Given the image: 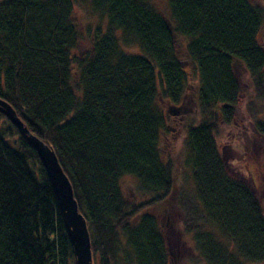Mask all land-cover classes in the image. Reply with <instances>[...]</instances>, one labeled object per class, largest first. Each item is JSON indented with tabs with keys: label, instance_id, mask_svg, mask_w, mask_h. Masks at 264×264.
<instances>
[{
	"label": "trees",
	"instance_id": "1",
	"mask_svg": "<svg viewBox=\"0 0 264 264\" xmlns=\"http://www.w3.org/2000/svg\"><path fill=\"white\" fill-rule=\"evenodd\" d=\"M91 3L107 15L106 28L97 29L92 53L76 58L74 0H0V99L54 150L87 221L93 264H171L159 222L142 211L173 189L174 162L160 144L171 111L189 97L198 118L183 127L189 177L177 209L191 264L264 263V210L251 185L229 173L216 140L247 90L264 100V7L168 0L166 18L151 0ZM177 34L188 39L193 73ZM239 67L248 74L243 85ZM0 117V264H76L36 149ZM251 119L264 137V121ZM126 176L148 194L145 202L125 198Z\"/></svg>",
	"mask_w": 264,
	"mask_h": 264
},
{
	"label": "rangeland",
	"instance_id": "2",
	"mask_svg": "<svg viewBox=\"0 0 264 264\" xmlns=\"http://www.w3.org/2000/svg\"><path fill=\"white\" fill-rule=\"evenodd\" d=\"M264 7V0H256ZM158 11L166 18H170L168 0H151ZM71 20L75 25L79 41L72 54L76 58H84L92 53L93 42L97 29L104 31L107 24V15L104 12H96L91 0H74V8ZM120 32L117 33L119 35ZM177 49L181 54L186 70L193 73V65L186 58V43L188 39L179 34L176 35ZM259 42L263 44L262 37ZM123 45V44H122ZM123 50L128 53H137L136 47L123 45ZM239 78L242 85L247 81L248 74L239 67ZM186 107L179 111H171L169 120V133L163 137L160 144L162 157L170 156L174 162L173 189L170 195L159 204L144 209L143 213L154 216L160 224V229L167 238V247L171 264H191L194 252L190 247L187 236L183 235L182 215L177 209V198L186 190V178L189 177L188 169L184 165V137L185 124L197 120L198 110L196 101L188 98ZM162 107L168 112L172 108L170 104L161 102ZM251 115L264 121V100L256 97L250 89L243 96L236 108V114L231 125L220 123L216 135L218 148L223 155L229 173L241 180L247 181L254 189L257 198L264 210V137L256 130ZM5 123L0 117V125ZM125 198L135 204L145 202L149 196L138 188L134 177L126 176L121 180ZM97 261V259H96ZM264 264V263H262Z\"/></svg>",
	"mask_w": 264,
	"mask_h": 264
},
{
	"label": "water",
	"instance_id": "3",
	"mask_svg": "<svg viewBox=\"0 0 264 264\" xmlns=\"http://www.w3.org/2000/svg\"><path fill=\"white\" fill-rule=\"evenodd\" d=\"M0 111L9 117L23 134L28 136V141L36 149L42 165L47 171L71 240L76 264H93L91 239L87 221L82 213L79 212L71 182L63 171L54 150L43 140L32 134L18 117L16 111L1 99Z\"/></svg>",
	"mask_w": 264,
	"mask_h": 264
}]
</instances>
